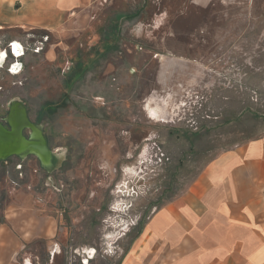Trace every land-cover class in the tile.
I'll use <instances>...</instances> for the list:
<instances>
[{
    "label": "rangeland",
    "instance_id": "rangeland-1",
    "mask_svg": "<svg viewBox=\"0 0 264 264\" xmlns=\"http://www.w3.org/2000/svg\"><path fill=\"white\" fill-rule=\"evenodd\" d=\"M24 38L0 37V119L20 102L51 158L0 161V221L52 223L60 254L22 245L35 264H117L208 161L264 133V0H94Z\"/></svg>",
    "mask_w": 264,
    "mask_h": 264
},
{
    "label": "crops",
    "instance_id": "crops-1",
    "mask_svg": "<svg viewBox=\"0 0 264 264\" xmlns=\"http://www.w3.org/2000/svg\"><path fill=\"white\" fill-rule=\"evenodd\" d=\"M93 1L0 0V37L7 33L15 47L30 31L53 33ZM14 210L11 215L6 206L0 221V264H35L21 250L37 237L45 240L48 257L60 254L50 221L25 220L24 226L23 207ZM117 264H264V133L208 161L185 190L150 215Z\"/></svg>",
    "mask_w": 264,
    "mask_h": 264
},
{
    "label": "bare ground",
    "instance_id": "bare-ground-1",
    "mask_svg": "<svg viewBox=\"0 0 264 264\" xmlns=\"http://www.w3.org/2000/svg\"><path fill=\"white\" fill-rule=\"evenodd\" d=\"M146 107L152 119H158L157 117L163 113L160 103H158L154 97L148 100ZM9 108L10 113L7 114V120L12 127V131L9 132V130H7L9 128H2L0 126V159L11 152L22 153L23 157L27 154L35 153L36 155H33L39 161L40 165L49 166L51 158L50 149L47 147L39 128L25 115L24 106L18 101H13L10 103ZM25 125L29 126L31 129L28 134L30 135L29 139L23 138L20 135V130Z\"/></svg>",
    "mask_w": 264,
    "mask_h": 264
},
{
    "label": "water",
    "instance_id": "water-1",
    "mask_svg": "<svg viewBox=\"0 0 264 264\" xmlns=\"http://www.w3.org/2000/svg\"><path fill=\"white\" fill-rule=\"evenodd\" d=\"M10 113V108L8 107V110H7V114H9ZM7 116L8 115H6L5 116V118L4 119H0V126L3 128V127H5L4 126V124L3 123H5L7 126V128H9V129H7V130H9V132H11L12 131V127H11V125H10V123L8 122V120H7ZM24 130H27L28 132L30 131V127L29 126H27V125H25L24 127H22V129L20 130V135L23 137V138H27V139H29L30 138V135H25V134H23V131ZM45 141V140H44ZM34 155H36L35 153H33ZM12 155H15V156H22V153H14V152H11L10 154H8L7 156H5L4 158H2V159H0V161H2V160H5L6 158H8V157H10V156H12Z\"/></svg>",
    "mask_w": 264,
    "mask_h": 264
}]
</instances>
